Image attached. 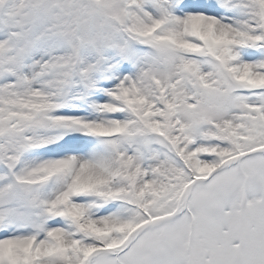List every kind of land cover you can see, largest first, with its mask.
I'll use <instances>...</instances> for the list:
<instances>
[{"label": "snow or ice", "instance_id": "1", "mask_svg": "<svg viewBox=\"0 0 264 264\" xmlns=\"http://www.w3.org/2000/svg\"><path fill=\"white\" fill-rule=\"evenodd\" d=\"M0 264H264V0H0Z\"/></svg>", "mask_w": 264, "mask_h": 264}]
</instances>
